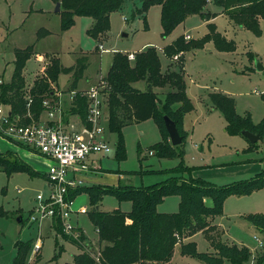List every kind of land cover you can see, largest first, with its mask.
Listing matches in <instances>:
<instances>
[{"label":"rangeland","instance_id":"rangeland-1","mask_svg":"<svg viewBox=\"0 0 264 264\" xmlns=\"http://www.w3.org/2000/svg\"><path fill=\"white\" fill-rule=\"evenodd\" d=\"M141 4L142 0L126 1L119 10L110 14L109 30L98 39H93L87 34L93 25L90 17H74V24L62 31L60 15L55 12L56 3L52 0H0V88L9 85L15 49L34 48V54L27 60L22 73L25 80L23 96L26 100H32L30 94L34 80L43 75L52 57L57 58L65 68L75 67L81 62L83 69L77 87H87L86 91L90 89L88 87L98 85L107 75L115 54L135 55L147 48H154L162 76L181 69L185 94L193 105V110L184 115L182 123V131L186 134L185 165L196 169L197 165L209 164L208 168L196 169L197 177L217 186L250 180L264 173V134L254 144L241 135H229L225 130L223 115L212 106L209 99L210 94H224L233 99L238 115H249L253 125H264V23L260 22L261 36L256 37L250 31L234 25L220 8L208 3L206 9L215 14L211 22L216 32L226 41H232L235 50L218 52L209 42L202 49L184 52L180 66L164 56L163 48L179 37L188 36L189 39L185 41L200 40L208 33L207 25L199 16H189L168 36L162 37L158 5L149 7L144 20L142 16L132 17L134 9L140 8ZM38 31H46L47 35L37 40ZM172 60L176 61L174 56ZM257 65L262 67L261 71L256 69ZM72 80L73 73H62L56 83L50 86L53 98L62 95L60 100L65 111L69 108L67 91ZM133 87L141 92L150 90L157 94L159 100L171 91L168 85L148 88L143 80L134 83ZM102 96L105 102L106 93ZM0 105L4 113L9 112L7 104ZM101 109L104 118L101 121L103 136L111 152L106 156H95L101 167L91 168L92 177L85 179L81 187L139 188L167 179V174L142 173L168 170L178 165L177 159H159L150 152L149 148L161 141L154 122L146 120L122 129L126 158L117 161V136L108 129L107 105L104 103ZM44 118L45 114H42ZM249 147L252 149L249 150ZM23 150L27 155L32 154ZM5 152L16 153L13 143L0 136V153ZM24 152L18 155L29 165ZM36 157L35 168L46 172L47 164L41 161V157ZM43 172L40 174L43 175ZM48 193L49 186L43 176L31 177L17 172L8 177L0 172V210L4 213L0 215V264H12L18 243L30 239L34 241L38 236L40 250L35 254L31 250L26 264H35L37 256L38 264H72L73 257L82 252L68 242L71 238L61 230H51L47 220L43 221L39 230L29 222L36 205V196L41 194L45 197ZM224 202L225 210L217 218L224 231L221 241L245 247L251 254L249 264H257V257L264 247L257 248L252 238L257 236L264 242V232L256 230L244 217L264 216V188L248 196H230ZM74 204L76 209L73 208L74 213L71 215L73 226L77 228L76 231L78 228L83 231L87 247L92 252H98L104 244L99 243L87 214L94 207L85 193L77 195ZM97 208L104 213L126 211L130 203H119L113 196H104ZM20 217L22 222L17 221ZM64 237L69 240H63ZM191 240L196 244L198 253L213 252L202 233H196ZM176 246L179 247V244ZM182 260L183 264H204L190 257ZM259 264H264V259Z\"/></svg>","mask_w":264,"mask_h":264},{"label":"trees","instance_id":"trees-1","mask_svg":"<svg viewBox=\"0 0 264 264\" xmlns=\"http://www.w3.org/2000/svg\"><path fill=\"white\" fill-rule=\"evenodd\" d=\"M60 3V28L68 30L74 24V17H90L92 27L87 34L98 39L110 28L109 16L119 10L128 0H52ZM220 8L237 27L250 31L256 37L261 36L260 22L264 23V0H142L140 8H135L132 17L142 16L152 5L160 7L162 37L168 36L178 25L193 15L199 16L207 25L208 33L200 40L185 41L179 37L163 48V54L172 63L182 64V54L189 50L202 49L212 42L218 52H233L232 41H226L218 32L212 20L215 14L206 9L207 4ZM47 35L38 31L37 40ZM13 73L7 87L0 88V103L9 106L10 116L17 115L20 124L37 121L43 112L42 101L51 98V84L56 83L60 74L73 73V80L67 92H77V82L81 77L82 63L75 67L61 66L57 58H50L43 75L34 80L31 90L32 102L26 107L24 98L25 80L22 75L27 60L34 54L33 46L15 49ZM172 56H178L176 61ZM126 55L117 53L113 57L107 75L103 78L107 93V119L109 132L117 136V161L126 158L122 129L133 124L152 120L158 128L161 141L149 150L159 159H177L178 165L168 170L145 171L146 174H167L164 181L139 188L121 187H79L69 191L68 198L74 200L81 193L87 194L92 208L87 212L100 244L98 252H92L85 243V236L78 229V240L68 241L81 249L73 257L72 264H168L174 249L179 244L180 256L194 258L204 264H249L251 254L245 247H239L221 241V232L212 224L223 211L224 201L230 196H248L264 188V173L250 180L237 181L230 185L216 186L199 178H192V168L185 165L186 134L182 131L184 115L193 110V105L185 94V82L181 69L159 73V59L154 48H147L135 54L132 63ZM145 81L148 88L169 86L171 91L159 100L156 93L141 92L133 87L134 83ZM78 95V94H77ZM212 106L225 120V130L229 135H241L247 131L262 138L264 125H253L249 115L240 116L235 112L232 98L219 93L209 95ZM68 116L78 115L82 120L86 116V100L75 97L66 111ZM174 123L182 143L173 147L165 129L164 120ZM242 136V135H241ZM254 146V145H252ZM249 150L252 147L248 148ZM139 153V150H138ZM0 172L8 177L23 172L31 177L45 178L24 163L16 153H0ZM135 174H141L136 172ZM104 196H113L119 203H130V210H114L104 213L96 209ZM166 197H178V210L175 213H158L157 206ZM209 201L210 203H208ZM0 215H4L0 210ZM7 216V215H5ZM245 220L258 231L264 232V216L248 215ZM22 222V218H19ZM53 230H61L54 224ZM202 233L212 253H198L193 241H186L196 233ZM65 241L69 240L64 237ZM33 240L20 242L12 264H26L31 252ZM98 261H97V260ZM264 259V251L257 257L259 264ZM39 256L35 264H38Z\"/></svg>","mask_w":264,"mask_h":264},{"label":"built area","instance_id":"built-area-1","mask_svg":"<svg viewBox=\"0 0 264 264\" xmlns=\"http://www.w3.org/2000/svg\"><path fill=\"white\" fill-rule=\"evenodd\" d=\"M184 38L189 39L188 36ZM177 57L174 56V59L177 60ZM127 59L133 61L134 55H127ZM106 88V83L101 79L98 85L86 91L68 92L69 106L76 96L86 100L84 120L76 114H66L60 100L62 95L45 98L42 101V114H45V118L42 119L41 114L37 121L30 124H20L17 115L4 113L0 105V136L48 162L45 180L49 193L45 197L41 194L36 196V205L28 219L38 230L43 221L47 220L51 230L58 223L63 234L72 240L79 238V232L71 220L74 213L73 200L68 198V194L82 186V178L94 168L95 156H106L111 152L101 126L104 119L101 107L104 103L107 105V97L104 102L105 98L102 96H105ZM31 102L32 100H27L26 107ZM252 239L257 248L263 249V240L257 236ZM40 244L38 236L32 244V253L39 252Z\"/></svg>","mask_w":264,"mask_h":264},{"label":"crops","instance_id":"crops-1","mask_svg":"<svg viewBox=\"0 0 264 264\" xmlns=\"http://www.w3.org/2000/svg\"><path fill=\"white\" fill-rule=\"evenodd\" d=\"M209 3V2H208ZM205 24V23H204ZM181 56H183V54L181 55ZM92 86H94V85H92ZM92 86H90V87H88V88H91ZM85 89H87V87L86 88H82V89H80V88H76V90L77 91H85ZM12 143V142H11ZM13 147H14V149H15V151H16V155L19 157V153L20 152H24V150L21 148V147H18L16 144H14L13 143ZM22 154V153H21ZM25 156V158L27 159V163L29 164V166L34 170V171H36V172H43V171H38V169H36L35 168V164H36V159H38L37 157H36V155L34 156V154L32 155V154H26V152H24L23 153ZM20 158V157H19ZM42 159V158H41ZM95 159V158H94ZM41 161H44V163H45V165L46 166H48V162L47 161H45V160H41ZM95 161V164H94V169L96 168H100L101 167V163H100V161L98 160H94ZM40 164V163H39ZM198 167L196 168V169H198V168H208L209 167V164H207V163H203V164H201V165H197ZM196 169H193L192 168V172H191V177L192 178H199V179H203L202 177H197V175H198V173H196L197 171H196ZM45 173V171L43 172V174ZM92 173V171L90 170V172L89 173H87L86 175H84V177L82 178L83 179V181L85 180V179H87L88 177H92V175H90ZM204 180V179H203ZM205 181V180H204ZM152 185V184H151ZM215 185V184H214ZM147 186H149V185H147ZM217 186V185H216ZM256 193V192H255ZM231 197H235V196H231ZM226 201V200H225ZM208 203H210L209 201H207ZM75 199L73 200V208L74 209H76L75 208ZM178 203H179V199H178V197H166L163 201H162V203L161 204H159L158 206H157V212L158 213H164V214H167V213H175L177 210H178ZM225 203V202H224ZM130 210V208L129 209H127L126 211H122V212H128ZM225 210V208H224V204H223V211ZM223 211H222V213H223ZM76 212V211H75ZM217 218L218 217H216L214 220H213V222H212V224L217 228V230H219L220 232H221V234L223 235V230H221V227H222V224L220 223V221H218L217 220ZM254 227V226H253ZM255 228V227H254ZM79 229V228H78ZM256 229V228H255ZM257 230V229H256ZM82 231V230H81ZM82 233H83V231H82ZM221 235V236H222ZM192 239V237H190V238H188V239H186V241H192L191 240ZM236 242V241H235ZM176 255H179L178 257H177V260H176ZM174 258H175V260H174ZM184 257L183 256H180V254H179V252H178V246H176L175 247V249H174V252H173V255H172V257H171V259H170V261H169V263L168 264H183L184 262H183V259Z\"/></svg>","mask_w":264,"mask_h":264},{"label":"water","instance_id":"water-1","mask_svg":"<svg viewBox=\"0 0 264 264\" xmlns=\"http://www.w3.org/2000/svg\"><path fill=\"white\" fill-rule=\"evenodd\" d=\"M59 11H60V3H56L55 12H59ZM256 69L258 71H261L262 67L257 65ZM164 125H165L166 132L168 134L171 146H173V147L179 146L182 143V138L179 136V133H178L174 123L166 118L164 120ZM241 135L244 138H246L250 144H254L255 142L258 141V137L256 135H253L247 131L242 132ZM96 209H97V207H96ZM17 221L18 222L20 221L19 218L17 219Z\"/></svg>","mask_w":264,"mask_h":264}]
</instances>
